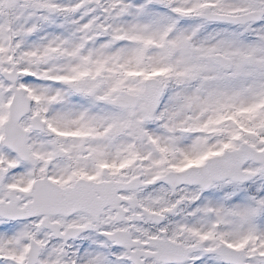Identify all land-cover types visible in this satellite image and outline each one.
Returning a JSON list of instances; mask_svg holds the SVG:
<instances>
[{"label":"snow or ice","instance_id":"snow-or-ice-1","mask_svg":"<svg viewBox=\"0 0 264 264\" xmlns=\"http://www.w3.org/2000/svg\"><path fill=\"white\" fill-rule=\"evenodd\" d=\"M0 264H264V0H0Z\"/></svg>","mask_w":264,"mask_h":264}]
</instances>
